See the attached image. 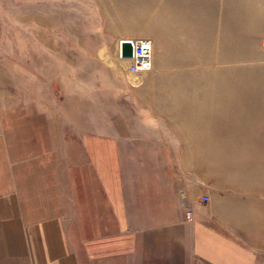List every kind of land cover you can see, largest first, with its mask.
Listing matches in <instances>:
<instances>
[{"label":"rangeland","instance_id":"obj_1","mask_svg":"<svg viewBox=\"0 0 264 264\" xmlns=\"http://www.w3.org/2000/svg\"><path fill=\"white\" fill-rule=\"evenodd\" d=\"M144 39L153 67L135 82L118 46ZM33 109L74 177L81 154L93 167L88 136L152 144L154 169L191 178L264 264V0H0V121Z\"/></svg>","mask_w":264,"mask_h":264},{"label":"crops","instance_id":"obj_2","mask_svg":"<svg viewBox=\"0 0 264 264\" xmlns=\"http://www.w3.org/2000/svg\"><path fill=\"white\" fill-rule=\"evenodd\" d=\"M48 119L33 109L0 121V264H257L256 250L210 217L191 178L154 169L152 144L141 154L119 129L88 136L93 167L81 154L74 177L72 154L56 167ZM138 161L150 164L131 168Z\"/></svg>","mask_w":264,"mask_h":264},{"label":"built area","instance_id":"obj_3","mask_svg":"<svg viewBox=\"0 0 264 264\" xmlns=\"http://www.w3.org/2000/svg\"><path fill=\"white\" fill-rule=\"evenodd\" d=\"M128 42V41H127ZM123 43L118 46V53L123 55ZM132 45L131 61L129 63V71L132 73H141L148 71L153 67V45L150 40L130 41ZM206 200H209L206 197ZM186 219L189 222L194 220V208L190 204H186Z\"/></svg>","mask_w":264,"mask_h":264},{"label":"bare ground","instance_id":"obj_4","mask_svg":"<svg viewBox=\"0 0 264 264\" xmlns=\"http://www.w3.org/2000/svg\"><path fill=\"white\" fill-rule=\"evenodd\" d=\"M131 56H124V60L128 62V64L130 63L131 61ZM144 73H146V71H143L141 73H130V77L135 81V82H138L141 80V75H143Z\"/></svg>","mask_w":264,"mask_h":264},{"label":"water","instance_id":"obj_5","mask_svg":"<svg viewBox=\"0 0 264 264\" xmlns=\"http://www.w3.org/2000/svg\"><path fill=\"white\" fill-rule=\"evenodd\" d=\"M123 55L124 56H131L132 55V45L129 42L123 43Z\"/></svg>","mask_w":264,"mask_h":264}]
</instances>
